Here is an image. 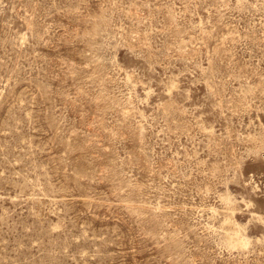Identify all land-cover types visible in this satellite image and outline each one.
<instances>
[{
    "label": "rangeland",
    "instance_id": "1",
    "mask_svg": "<svg viewBox=\"0 0 264 264\" xmlns=\"http://www.w3.org/2000/svg\"><path fill=\"white\" fill-rule=\"evenodd\" d=\"M0 264H264V0H0Z\"/></svg>",
    "mask_w": 264,
    "mask_h": 264
},
{
    "label": "bare ground",
    "instance_id": "2",
    "mask_svg": "<svg viewBox=\"0 0 264 264\" xmlns=\"http://www.w3.org/2000/svg\"><path fill=\"white\" fill-rule=\"evenodd\" d=\"M237 232H238V230H237ZM236 234H238V233H236ZM233 236H234V235H233ZM228 237H229V236H228ZM234 237H235L236 239H235V238H232V236H231V238L234 239V240H240V239H237V236H236V235H235ZM232 239H230V237H229V240H231V241L233 242L234 240H232ZM231 241H230V242H231ZM240 241H242V240H240ZM234 242H235V241H234ZM244 242H245V241H244ZM242 243H243V242H242ZM242 243H241L240 245H242ZM245 243H246V242H245ZM245 243H244L243 245H245ZM237 244H239V242H237ZM243 245H242V246H243Z\"/></svg>",
    "mask_w": 264,
    "mask_h": 264
}]
</instances>
